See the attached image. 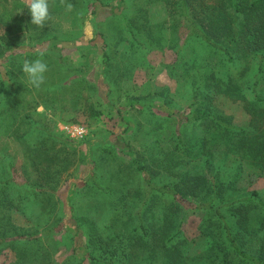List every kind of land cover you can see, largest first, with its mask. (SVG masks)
Wrapping results in <instances>:
<instances>
[{"label": "trees", "instance_id": "16d2710c", "mask_svg": "<svg viewBox=\"0 0 264 264\" xmlns=\"http://www.w3.org/2000/svg\"><path fill=\"white\" fill-rule=\"evenodd\" d=\"M135 1L67 0L74 25L64 32L50 10L41 29L21 0H0V140L13 148L0 142V257L10 251V264H56L50 244L60 236L69 252L61 264H264V198L239 186L246 165L264 171V0H161L164 21L156 23ZM56 6L65 10L61 0ZM107 15L121 23L131 49L152 41L172 51L166 68L178 69L188 93V113L167 89L125 96L123 108L155 120L140 148L131 141L145 126L113 93L121 74H113L108 38L100 29L90 39L80 31L90 16ZM203 53L219 59L218 72L199 67ZM37 58L48 65L39 90L21 70ZM239 61L247 62L241 75L254 66L251 88L224 76ZM80 85L93 93L84 97ZM218 94L243 104L247 126L217 110ZM78 105L96 125L114 112L120 128L78 142L56 133L46 113ZM166 128L162 144L157 132ZM116 130L125 147V158L115 154L120 162L112 158ZM81 167L85 176L63 201L59 189ZM190 214H200L204 242L195 258L181 230Z\"/></svg>", "mask_w": 264, "mask_h": 264}, {"label": "rangeland", "instance_id": "374dc122", "mask_svg": "<svg viewBox=\"0 0 264 264\" xmlns=\"http://www.w3.org/2000/svg\"><path fill=\"white\" fill-rule=\"evenodd\" d=\"M56 1L57 0H49V10L53 12V17L55 19L54 21L59 23V25H57L59 30L71 32V28L74 25L72 24V17L66 10L56 11ZM21 2L27 5L26 0H21ZM135 3L146 4L149 9L151 23L164 21V11L162 10L163 4L161 3V0H136ZM97 29L102 30L105 33V36L108 38V50L112 58L113 74L116 76L121 74V76L118 78L120 80L118 86L119 91H117L116 88H113V93H120L121 95L122 99L119 106H121L122 110L125 108V111L127 112L128 116L132 118V120L138 121L139 124L145 126L144 130L140 129L139 135H137V137L133 138L131 141L137 148L138 146L140 148L141 144L143 143L142 141L144 140L142 132L145 133L148 128H151L155 120L150 118L147 123L148 119L141 120V117L134 114L133 110L127 107L123 108L125 96L136 95L138 93H160L167 89L173 101L182 108V111H185V113H188L189 111L188 105L190 102H187L185 98L188 93H186L182 87L177 84L176 77L177 74H179L178 69L176 70V73L174 72L175 74H172L171 71L166 68L169 64L174 62L175 54L167 49H164L163 51L162 48H159V46H157L152 41L146 43L144 47H139V49H131L128 41L126 43L124 40H121V37H124L121 23L116 18H112L110 16L108 17V15L100 16L94 20H92V17L90 16L80 31L84 37L90 39L93 37V34ZM24 36L26 38V35ZM201 58H203V62L199 63V67L208 65L214 67L215 72H218V67H220L218 65V58L209 57V55L206 53H203ZM245 63L247 62H237L236 65L232 66L228 71H224V76L231 74L233 79L236 80L237 83H239L242 87L248 86L251 88L252 75L254 74L255 69L252 64H249L250 69L241 75V71L244 69ZM84 70L86 71L88 68H85ZM86 79L91 81V76L86 77ZM112 85L114 87L115 83H112ZM78 89L80 91L79 93H81L84 97L89 93H93L87 88V86L85 87L84 85H80ZM258 91L259 93L264 94L263 87H259ZM90 101L92 102L95 100L93 97H91ZM82 102V105L87 104L84 103V101ZM213 103L220 113L232 119L233 124L240 127L248 125L249 116L244 110L243 104L233 102L222 94L216 95ZM76 108L78 109L75 111L68 108L64 111L59 109L54 112L46 113V117L51 119L54 123V131L73 142H78L79 140L85 139L87 137H97L99 135H104V132H107V130L111 132L114 131L115 127L120 128L117 115H115L114 112L111 113L110 120H103V123H98V125H96L94 121L89 120L88 117L82 112L81 105L76 106ZM36 112L45 113L41 106L36 108ZM72 128H79L82 130V139H74L71 136L73 133ZM116 131L115 134L119 138L120 134L118 131ZM157 133L160 134L159 137L161 143L165 144L166 139L162 137L168 134L167 128L158 131ZM111 139H113V137H111ZM121 139L122 138L116 140L115 144L117 145V148L114 151V155H112V158L118 162H120L119 159H121L118 156H123V158H125V147ZM0 142L5 144L7 147H10V151L13 150L12 145L9 143L10 141L6 138L1 139ZM15 155L17 157V161H19L21 159L20 154L15 153ZM85 173V168L81 167L77 173V179L75 178L69 180L59 189L58 193L63 201H65L63 196L67 194L69 187L72 184L77 183L79 181L78 179H82L85 176ZM114 180L118 185L122 183L121 176H117L114 178ZM239 186L246 188L249 191H259L261 197L264 198V171H258L257 169L246 165L244 167L242 178L239 181ZM88 204L89 203H85V206ZM68 216L69 214L67 213L66 218ZM200 218V214H190L181 225L183 236L188 242V247L186 248L187 254L192 258L197 257L204 249L203 237H201V234L198 230ZM16 222L21 225L23 220L19 218L18 215H16ZM60 241V236H55L53 238V242L50 244L51 249L54 252V260L56 261V264H61L67 255H69L68 250L60 244ZM14 258V254L12 252L5 251L0 257V264H10L14 261Z\"/></svg>", "mask_w": 264, "mask_h": 264}, {"label": "clouds", "instance_id": "9594fccd", "mask_svg": "<svg viewBox=\"0 0 264 264\" xmlns=\"http://www.w3.org/2000/svg\"><path fill=\"white\" fill-rule=\"evenodd\" d=\"M27 8L31 14V24L39 28H44L46 22L51 19L49 11V0H26ZM67 12L73 10V5L67 0H61ZM43 56V53L40 54ZM22 72L27 76L28 83L39 90L45 83V73L48 71V65L42 58L35 60L25 59L22 64Z\"/></svg>", "mask_w": 264, "mask_h": 264}, {"label": "built area", "instance_id": "2783aa9c", "mask_svg": "<svg viewBox=\"0 0 264 264\" xmlns=\"http://www.w3.org/2000/svg\"><path fill=\"white\" fill-rule=\"evenodd\" d=\"M72 131H73V133L71 134V136L74 138V139H82V135H83V133H82V130L81 129H79V128H72Z\"/></svg>", "mask_w": 264, "mask_h": 264}]
</instances>
